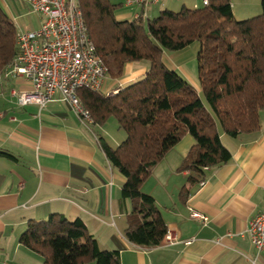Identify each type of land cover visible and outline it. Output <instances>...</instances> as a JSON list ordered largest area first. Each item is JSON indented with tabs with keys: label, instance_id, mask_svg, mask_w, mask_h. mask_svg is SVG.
Masks as SVG:
<instances>
[{
	"label": "trees",
	"instance_id": "1",
	"mask_svg": "<svg viewBox=\"0 0 264 264\" xmlns=\"http://www.w3.org/2000/svg\"><path fill=\"white\" fill-rule=\"evenodd\" d=\"M108 75L120 78L130 61L148 60L146 74L116 93L79 89L93 124L117 120L126 137L112 146L100 137L110 163L124 177L121 200L131 201L125 237L137 246L160 245L168 233L155 198L141 186L154 167L187 134L195 143L179 167L190 181H203L205 169L228 162L231 149L222 134L236 138L260 129L264 111V0L259 15L238 20L231 0L154 18L118 19L112 0H77ZM14 21L0 5V74L19 55ZM197 43L200 90L167 66L165 51ZM13 156L9 153H3ZM20 242L40 254L43 264H121L119 250L102 249L80 217L52 213L30 220Z\"/></svg>",
	"mask_w": 264,
	"mask_h": 264
},
{
	"label": "crops",
	"instance_id": "2",
	"mask_svg": "<svg viewBox=\"0 0 264 264\" xmlns=\"http://www.w3.org/2000/svg\"><path fill=\"white\" fill-rule=\"evenodd\" d=\"M3 1L15 23L13 11L7 0ZM137 10L125 17L132 19ZM28 17L26 25L19 20L15 23L17 32L39 27L40 14L29 13ZM188 48L164 53V60L200 90L198 78L186 66L189 55L184 52ZM135 67L132 61L125 66L130 69L124 79L127 84L146 74L147 65L139 72ZM3 76L0 264H43V257L23 245L20 237L30 220H43L52 213L83 219L101 248L120 251L121 264H264V250L258 253L248 234L251 219L264 208V111L258 131L236 138L222 134L232 158L205 169L200 183L190 181L188 171L179 170L194 137L185 135L168 151L141 189L155 198L168 233L176 241L165 239L158 246L144 248L124 234L131 201L121 200L124 177L100 143L106 124L82 120L60 91L45 107L21 106L12 90H30V83L20 75ZM13 78L19 89L8 81ZM192 210L205 215L206 220L191 216Z\"/></svg>",
	"mask_w": 264,
	"mask_h": 264
},
{
	"label": "built area",
	"instance_id": "3",
	"mask_svg": "<svg viewBox=\"0 0 264 264\" xmlns=\"http://www.w3.org/2000/svg\"><path fill=\"white\" fill-rule=\"evenodd\" d=\"M22 1L40 14L42 21L37 28L17 33L20 53L0 77L20 75L30 83V90H12L21 106L45 107L55 92L60 91L82 120L92 122L78 91L82 88L101 91L109 69L89 36L77 0ZM160 1L126 0V4L138 7L133 18L146 19L149 6ZM199 1L208 4V0ZM191 216L206 220V216L196 210L191 211ZM248 234L258 253L264 250V208L251 219ZM166 241L174 243L176 238L168 233Z\"/></svg>",
	"mask_w": 264,
	"mask_h": 264
},
{
	"label": "rangeland",
	"instance_id": "4",
	"mask_svg": "<svg viewBox=\"0 0 264 264\" xmlns=\"http://www.w3.org/2000/svg\"><path fill=\"white\" fill-rule=\"evenodd\" d=\"M7 2L9 4V8H11V10L13 11L12 16H15V19H14L16 21L15 23H18V20H19L20 23H22L23 25H26L30 22L29 17H28L29 13H36L32 10L29 4H27L26 2L22 0H7ZM112 2L120 4V7L118 8L116 12V17L118 19H131V17L126 18L127 17L126 15H128V13L130 12H134L138 8L137 6H127L126 0H112ZM231 3H232L235 18L238 20H242V19H246V18L259 15L262 12V0H231ZM201 4L202 3L199 0H161L159 3L151 4L149 6V17L154 18L158 16L159 13L164 9L180 11L184 6L194 7L196 5L200 6ZM0 5L3 8V10L9 15L10 11L8 10V7H6L3 0H0ZM18 27L19 26H17V29ZM196 46H197V43L195 42L192 45H190L189 48L185 50L186 52L184 53H187V55H189L188 58L185 57L187 69L193 71L195 73V76L198 78L197 50L196 51L194 50ZM165 53H167V55L168 54L170 55L171 53H174V52L167 50L165 51ZM132 63L136 65L135 70L138 72L141 69H143L144 65H147V69L149 68L148 60H141V62L132 61ZM129 72H130V69H125L124 75L120 78H112L108 76L105 80L102 91L107 92V93L109 91L110 93V89L112 88H117L118 86L122 87L123 85L124 87L127 86L128 84L124 79L129 74ZM178 72L182 74L180 69H178ZM2 79L6 81V78H2ZM15 79L16 78H13L8 81H10L14 87L19 89L20 84L17 83V80ZM103 134L106 137L107 141L113 146H117L118 145L117 142H121L126 137L124 130L119 128L117 120L114 117H111L110 120L106 123ZM129 201L130 200H128V203Z\"/></svg>",
	"mask_w": 264,
	"mask_h": 264
}]
</instances>
